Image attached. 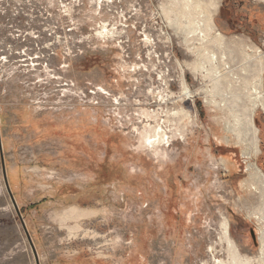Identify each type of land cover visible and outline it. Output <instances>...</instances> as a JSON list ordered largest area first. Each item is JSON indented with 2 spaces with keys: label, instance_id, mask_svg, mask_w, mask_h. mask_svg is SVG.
<instances>
[{
  "label": "rangeland",
  "instance_id": "374dc122",
  "mask_svg": "<svg viewBox=\"0 0 264 264\" xmlns=\"http://www.w3.org/2000/svg\"><path fill=\"white\" fill-rule=\"evenodd\" d=\"M218 1L216 29L264 59V0ZM165 3L0 0L2 154L39 264H214L227 260L224 222L243 256L259 255L264 190L246 167L264 173V107L248 160L235 135L221 138L223 113L191 70L199 41L169 24ZM141 107L188 113L182 134L164 124L158 155L138 147ZM0 264H36L1 158Z\"/></svg>",
  "mask_w": 264,
  "mask_h": 264
},
{
  "label": "bare ground",
  "instance_id": "6f19581e",
  "mask_svg": "<svg viewBox=\"0 0 264 264\" xmlns=\"http://www.w3.org/2000/svg\"><path fill=\"white\" fill-rule=\"evenodd\" d=\"M165 1L167 7L163 5V12L169 24L176 26L183 23L187 34H192L199 41L197 47L189 49L196 55L191 70L194 78L198 79V75H200L202 81L205 79L208 81L205 83L204 89L201 90L205 93L206 104L213 110L223 113L222 116H214L224 130V136L221 138L229 143V134L235 135L237 143L241 144L242 155L245 156V159L251 160L252 155L259 151L257 128L253 119L256 108L264 107V91L262 89L264 59L260 57L257 50L255 51L251 47L246 48L240 39H227L216 29L213 15L220 5L218 0ZM170 13H175L176 16L172 18ZM110 33L113 36L114 32ZM144 40L148 45H151V39L147 34H145ZM151 55L152 52H148L149 58ZM136 69L138 67L135 65L129 67L127 70L129 78H132ZM181 82L182 93L186 99H189L192 91L184 79ZM96 88L110 96V93L102 85H97ZM150 92L153 91L150 90ZM169 92L171 91L169 90ZM111 96L118 103L117 96ZM140 115L147 120V123L139 132L138 147H148L156 155L159 154L160 146L165 143L167 146L170 145L169 128L168 126L164 127V124L171 125L176 133L182 134L185 131L182 125L186 124L184 119H188V113L183 107L166 110L163 115H160L156 109L141 107ZM221 160V163L224 164L225 158ZM246 168L251 182L261 183L264 190L262 170L251 161H248ZM222 237L227 245V260L215 257L214 264H253L255 261L257 264H264V228L259 236V255L256 259L243 256L239 252L236 244L230 238L227 222L223 223Z\"/></svg>",
  "mask_w": 264,
  "mask_h": 264
},
{
  "label": "water",
  "instance_id": "95a60500",
  "mask_svg": "<svg viewBox=\"0 0 264 264\" xmlns=\"http://www.w3.org/2000/svg\"><path fill=\"white\" fill-rule=\"evenodd\" d=\"M0 158H1V169H2L3 180H4V184H5L7 193L9 195V197H10V200H11L13 206H14V209H15L17 215L19 216V218L21 220L22 226H23V228L25 230L26 236H27L28 241L30 243V246L32 248V252H33V255H34V258H35V262H36V264H39V260H38V256H37L36 250H35L32 242L30 240V237H29V235L27 233V230H26L25 224H24V222L22 220V217H21V214L19 212L18 206H17V204H16V202L14 200V197H13L12 192H11L10 187H9V183H8L7 175H6V169H5L4 160H3L1 140H0Z\"/></svg>",
  "mask_w": 264,
  "mask_h": 264
}]
</instances>
